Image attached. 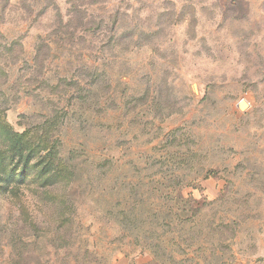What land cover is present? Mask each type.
<instances>
[{
  "label": "rangeland",
  "instance_id": "374dc122",
  "mask_svg": "<svg viewBox=\"0 0 264 264\" xmlns=\"http://www.w3.org/2000/svg\"><path fill=\"white\" fill-rule=\"evenodd\" d=\"M1 123L0 264H264V0H0Z\"/></svg>",
  "mask_w": 264,
  "mask_h": 264
},
{
  "label": "trees",
  "instance_id": "16d2710c",
  "mask_svg": "<svg viewBox=\"0 0 264 264\" xmlns=\"http://www.w3.org/2000/svg\"><path fill=\"white\" fill-rule=\"evenodd\" d=\"M0 126H1L2 129H4V125H2V123L0 124ZM6 135H7L6 140H7L8 146L11 149H17V152L27 150V151L33 153V151L38 150L39 153H40V152H43V151L47 152V149L49 151V148H48L49 146L46 144L47 142L44 139L42 141H39L38 143H35V144H32L31 146H29L27 144L26 140L20 141L19 138H21V136H23V134H14L12 131H10L9 134H6ZM19 143H20V146L24 145L25 148L24 147H20V146L18 147L17 145ZM50 152H52V151H50ZM50 152H49V154H50ZM45 154H44V156H45ZM49 163H50V165L51 164L54 165V163L52 161H47V164H49Z\"/></svg>",
  "mask_w": 264,
  "mask_h": 264
}]
</instances>
